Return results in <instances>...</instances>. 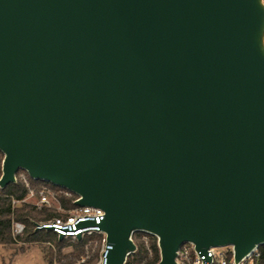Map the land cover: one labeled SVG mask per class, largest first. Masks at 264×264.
<instances>
[{"label": "water", "instance_id": "1", "mask_svg": "<svg viewBox=\"0 0 264 264\" xmlns=\"http://www.w3.org/2000/svg\"><path fill=\"white\" fill-rule=\"evenodd\" d=\"M0 151V187L24 169L104 209V264L137 229L158 264L240 260L264 244V0H0Z\"/></svg>", "mask_w": 264, "mask_h": 264}, {"label": "built area", "instance_id": "2", "mask_svg": "<svg viewBox=\"0 0 264 264\" xmlns=\"http://www.w3.org/2000/svg\"><path fill=\"white\" fill-rule=\"evenodd\" d=\"M23 172V174H21ZM19 175L25 181L28 188V194L21 200H14V204L20 202H28V197L37 196V201L32 203L37 207H49L51 203L56 200L60 203V196H66L71 198L74 204L66 216H56L48 221L37 223V229H47L54 231L57 235L62 234L66 239L77 240V236L80 234L81 238L90 236L95 233L103 235L104 249L106 248V233L100 229V222L105 217V211L103 208L91 205H78L76 201L80 196L74 191L62 187V186H49L43 185L40 188L30 187V182L25 171H21ZM17 178V175H16ZM95 220L96 224H81L82 222H88ZM14 230L17 234H22L25 229V224L22 222H13ZM151 237L156 238V242L160 252L159 237L158 235L142 230H134L131 234V239L136 245L135 250L128 252L124 264H136V258L141 246L146 250L147 257L144 258L141 264H145L146 260L153 256V249L151 246ZM80 238V239H81ZM262 245V244H261ZM261 245L254 247L249 253H247L240 260H236L235 246L233 244L222 246H210L205 252L199 250L196 244L192 241L183 242L176 251L175 264H262V252ZM221 247H226V250H219ZM85 259L83 258V261ZM160 259L156 263L158 264ZM97 264H104L103 253L100 261Z\"/></svg>", "mask_w": 264, "mask_h": 264}, {"label": "trees", "instance_id": "3", "mask_svg": "<svg viewBox=\"0 0 264 264\" xmlns=\"http://www.w3.org/2000/svg\"><path fill=\"white\" fill-rule=\"evenodd\" d=\"M2 152V151H0ZM3 153V152H2ZM25 171L27 177L32 185H38L40 188L43 185L56 186L55 184L42 180L32 178L28 172L24 169H20L17 172L16 182H11L5 187H0V244L10 245L16 241L36 243L48 241L52 238L57 242L58 253L62 256V249L68 245L70 239H60L52 230L47 229H37L36 224L48 221L49 219L56 216H66L68 213L61 215L60 212L53 209L52 207L38 208L32 203L22 202L21 204H14V200H21L28 194V188L25 182L21 179L19 173ZM1 175V172H0ZM60 203L63 208H68L69 210L74 207L73 201L71 198L61 195ZM22 222L25 224V229L22 235H17L15 237L12 232L13 222ZM92 237H98L102 239V234L95 233L90 236H85L81 239L75 240V251L71 254L74 258H79L84 250L85 245ZM151 246L153 249V256L148 258L145 264H156L160 259V252L156 242L155 237L150 239ZM262 252V264H264V244L260 246ZM98 256L95 255L93 259ZM138 257L136 258V264H141L142 260L147 257L146 250L141 246ZM60 259V258H59ZM53 253L49 259V264H53Z\"/></svg>", "mask_w": 264, "mask_h": 264}, {"label": "rangeland", "instance_id": "4", "mask_svg": "<svg viewBox=\"0 0 264 264\" xmlns=\"http://www.w3.org/2000/svg\"><path fill=\"white\" fill-rule=\"evenodd\" d=\"M3 159L4 153L0 152V172L3 174ZM23 174V172H21ZM21 177V176H20ZM23 180V178L21 177ZM24 181V180H23ZM25 182V181H24ZM30 182V181H29ZM38 185H32L30 182V187L38 188ZM37 201V196L28 197V202L34 203ZM16 203V204H21ZM45 206L38 207L44 208ZM53 209L60 212L61 215L68 213L69 209L63 208L61 203L54 200L51 203ZM12 232L15 237L17 234L14 230V225L12 227ZM23 234V233H22ZM20 234V235H22ZM103 236V235H102ZM69 243L62 249V256L58 253L57 242L50 238L48 241L36 242V243H26L22 241H16L10 245L0 244V264H49V259L53 253V264H97L103 253L105 247L103 237L99 239L98 237H92L84 247V252L79 258H74L71 254L75 251V240H68ZM219 250H226V247H221ZM98 256L95 257V255ZM60 258V259H59ZM83 258L85 259L83 261Z\"/></svg>", "mask_w": 264, "mask_h": 264}]
</instances>
